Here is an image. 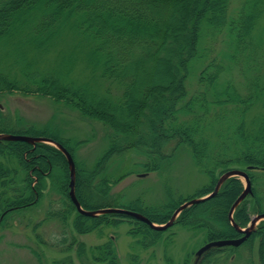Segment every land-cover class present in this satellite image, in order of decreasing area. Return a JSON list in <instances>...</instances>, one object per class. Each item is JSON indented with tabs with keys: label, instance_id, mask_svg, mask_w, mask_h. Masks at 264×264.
<instances>
[{
	"label": "trees",
	"instance_id": "1",
	"mask_svg": "<svg viewBox=\"0 0 264 264\" xmlns=\"http://www.w3.org/2000/svg\"><path fill=\"white\" fill-rule=\"evenodd\" d=\"M229 3L230 0H0V43L31 29L26 43L46 51L53 40L72 29L94 43L89 63L100 68L101 78L120 91L116 97L100 96L84 85L61 81L54 75L26 70L17 79L0 72V95L47 98L103 126L106 148L90 166L78 156L86 141L65 138L57 127L28 124L1 108L0 134L49 139L67 150L74 162L75 196L83 210L122 208L157 225L167 223L183 203L211 193L219 177L232 165L245 171L252 183V171H264V116L254 130L246 128L244 117L264 93L256 75L259 53L252 42L257 7L264 6V0H249L233 15H229ZM205 30L226 32L227 48L199 71L198 88L189 95L187 80L191 64L204 57L201 39ZM147 67L155 68L161 76L148 72ZM237 68L245 76L246 93H241L233 78ZM215 108L220 113L212 122L205 121ZM217 121L220 130H215ZM209 130L214 131L216 141ZM183 147L199 171L209 178L208 184L191 196L175 199L167 187L163 204L147 206L140 197L125 202L123 195L111 194L112 188L132 172H118V167L110 170L116 159L119 165L139 155L144 160L134 165L146 174L167 166ZM69 175L64 154L51 144L0 141V230L15 215L37 209L47 201L44 220L69 225L73 233L68 236L64 230L52 246L64 252L74 251L82 264H120L112 239L87 248L76 235L126 222L130 225L128 233L139 237L137 242L146 248L156 244L168 229L154 230L122 214H80L69 197ZM243 188L238 177L226 179L214 196L182 210L173 224L203 231L205 243L241 237L234 226L243 229L250 222L245 200L235 208L232 219L229 211ZM261 210L259 204L256 213L261 214ZM38 226L36 223L33 231ZM35 237L45 244L38 233ZM254 244L258 262L264 264V220L241 245L211 248L201 255L198 264H217L220 254L227 252L226 258L236 257L240 248L251 251ZM28 249L37 264H45L40 251ZM62 263L73 264L70 256ZM248 264H254L251 257Z\"/></svg>",
	"mask_w": 264,
	"mask_h": 264
},
{
	"label": "rangeland",
	"instance_id": "2",
	"mask_svg": "<svg viewBox=\"0 0 264 264\" xmlns=\"http://www.w3.org/2000/svg\"><path fill=\"white\" fill-rule=\"evenodd\" d=\"M249 0H230L229 15L235 14L237 9ZM259 12L252 32V42L257 45L258 65L256 75L258 76L259 87L264 88V6L259 4ZM26 29L21 36L2 41L0 43V72L8 74L12 78L21 79V71H35L40 74L54 75L61 81L73 85H84L90 92L98 95H110L116 97L120 94L118 88L110 85L100 76V68L89 63L88 57L94 43L79 32L67 29L46 51H39L26 43L28 32ZM226 32H212L205 30L201 39V49L204 57L191 64V73L187 80L189 95L197 90V75L199 71L220 52L227 48ZM22 42L21 45L18 44ZM146 70L155 75L161 73L155 68L147 67ZM233 78L241 93H246L245 76L236 69ZM109 90V91H108ZM109 92V93H108ZM193 93V94H194ZM0 108L4 113L18 115L28 124L37 127L49 125L57 127L65 138L70 140H83L86 143L80 148L78 156L88 166L106 148L105 129L97 122L81 117L76 111L67 108L62 103H55L47 98L23 97L19 94L0 95ZM218 108L212 109L205 121L212 122L219 114ZM224 113V112H223ZM230 117L229 112L224 113ZM264 116V93L246 112L244 121L246 128L256 129L257 122ZM215 130H220L219 123L214 122ZM208 133V132H207ZM211 139L216 141L213 130ZM143 157L137 155L130 160H124L119 165L116 159L110 170L118 167L119 171H132L116 184L111 194L123 195L122 201H129L140 197L147 206H159L166 200V188L172 191V196L187 198L202 186L208 184L209 178L202 174L194 165L191 155L183 147L180 148L167 166L160 171L144 173L134 164ZM16 167L15 163L11 164ZM231 170H241L240 167L232 165ZM254 181L251 183V194L244 200L250 220L259 213L256 207L261 206V213H264V171H252ZM143 175V176H141ZM243 186L245 181L238 177ZM254 190V192H252ZM124 202V203H125ZM47 201L34 210L21 212L0 230V264H37L36 259L30 253L28 247L40 251L45 264H63L62 261L70 256L73 264H82L74 251L64 252L61 247L51 244L59 238L63 231L68 236L72 233L69 225H62L57 220H44V211ZM261 222V221H260ZM38 223L36 231L33 226ZM250 223V222H249ZM248 223V225H249ZM259 222L255 225V230ZM247 225V226H248ZM130 225L126 222L119 226H100L89 234L76 235L78 241L84 242L87 248H92L112 239L119 258L120 264H198L200 259L197 251L206 244L204 232L189 230L179 224H173L162 235V238L154 245L142 247L137 240L139 237L131 236L128 231ZM38 233L45 244L36 240ZM73 234V233H72ZM89 253V252H88ZM89 255V254H88ZM227 252L218 256L217 264H248L251 257L254 264H259L257 258V245L254 244L251 251L246 247L238 250V255L226 258Z\"/></svg>",
	"mask_w": 264,
	"mask_h": 264
},
{
	"label": "water",
	"instance_id": "3",
	"mask_svg": "<svg viewBox=\"0 0 264 264\" xmlns=\"http://www.w3.org/2000/svg\"><path fill=\"white\" fill-rule=\"evenodd\" d=\"M0 141H18V142H25V143H29V144H35L38 142H42V143L51 144V145L55 146L56 148H58L64 154V156H65V158L69 164V167H70V175H69L70 176V180H69V197H70V200L73 203V205L76 207L77 211L80 214L85 215V216H97L99 214H105V213L122 214L125 216L132 217V218L139 220L143 223H146L147 225H149L154 230L164 231L167 228H169L170 226H172L174 220L177 218V216L180 214V212L182 210H184L185 208H187L191 205L198 204V203L214 196L218 192L221 184L226 179H228L230 177H242L245 181V186L243 188L242 193L237 197V199L235 200V202L233 203V205L229 211V219H232V213L234 212L235 208L244 200V198L248 194H251V182H250V179H249L248 175L246 174V172L240 171V170H228L227 172H225L223 175H221L219 177V179H218V181H217V183H216V185H215V187L211 193H209L208 195H206L204 197L191 199V200L183 203L173 212L169 221L165 224H162V225L154 224L151 221H149L146 217H144L143 215H141L137 212L122 209V208H105V209L93 211V212L92 211H86L80 207V205L76 199V196H75V192H74V180H75L74 162H73L72 157L70 156V154L67 150H65L60 145L56 144L55 142H53L49 139L35 138V137H30V136L21 135V134H0ZM141 176H143V175H141ZM263 220H264V213H261V214L256 215L253 219H251L249 225L243 229L234 226L242 234L241 237L236 238V239H224V240L208 242V243L204 244L197 251L196 255L200 257L205 251H207L211 248H215V247H225V246L238 247L255 230L256 223L263 221ZM231 224L233 225L232 222H231Z\"/></svg>",
	"mask_w": 264,
	"mask_h": 264
}]
</instances>
